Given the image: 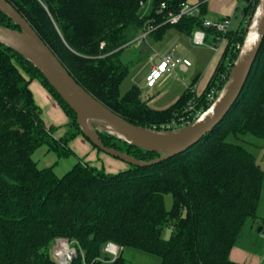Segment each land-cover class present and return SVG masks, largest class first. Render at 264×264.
<instances>
[{
    "label": "trees",
    "instance_id": "1",
    "mask_svg": "<svg viewBox=\"0 0 264 264\" xmlns=\"http://www.w3.org/2000/svg\"><path fill=\"white\" fill-rule=\"evenodd\" d=\"M5 1L107 108L133 125L174 131L195 121L191 106L203 114L224 88L259 0H239L241 23L226 35L204 26L206 7L200 2L199 15L164 25L169 13H179L189 0ZM0 25L19 29L1 10ZM149 26L157 27L150 36L156 41L171 28L187 35L202 29L215 42L228 40L201 95L188 88L164 110L150 107L136 86L121 96L133 63L124 62L122 53ZM34 80L69 120V137L56 138L55 128L45 122L30 88ZM181 119V127L166 128ZM92 126L107 147L146 162L161 157ZM247 134L264 139V41L231 110L193 147L152 166L130 165L117 173L80 159L59 177L55 166L40 168L34 154L47 146L60 158L75 155L69 142L86 137L76 113L30 61L0 43V264H57L48 252L57 239L73 242L77 255L71 264H130L122 253L109 261L103 248L110 242L156 255L161 264H240L230 258L234 247L258 252L264 244V231L255 230L264 171L243 145L228 141ZM93 149L101 151L94 144ZM169 194L173 205L167 210L164 197ZM167 226L169 239L163 238Z\"/></svg>",
    "mask_w": 264,
    "mask_h": 264
},
{
    "label": "water",
    "instance_id": "2",
    "mask_svg": "<svg viewBox=\"0 0 264 264\" xmlns=\"http://www.w3.org/2000/svg\"><path fill=\"white\" fill-rule=\"evenodd\" d=\"M0 10L19 27L8 29L0 25V43L30 61L48 80L57 93L76 113L83 134L100 150L129 165L148 167L196 145L228 114L243 91L251 69L264 41V0H259L249 22L243 45L229 78L209 108L190 125L174 131H157L133 125L92 96L69 73L62 62L45 44L26 19L11 4L0 0ZM91 121L130 146L157 152L161 157L146 162L120 150L104 145ZM263 228L258 229L260 234Z\"/></svg>",
    "mask_w": 264,
    "mask_h": 264
},
{
    "label": "rangeland",
    "instance_id": "3",
    "mask_svg": "<svg viewBox=\"0 0 264 264\" xmlns=\"http://www.w3.org/2000/svg\"><path fill=\"white\" fill-rule=\"evenodd\" d=\"M239 12V11H238ZM239 16L234 19V25L240 24L241 21V15L240 12L238 14ZM176 28H171L166 31L164 37L160 41H156L155 39L149 37V44H151L150 47L154 51L159 52L160 54H163L165 52V49L168 45L167 40L169 41L171 33H174ZM167 43V44H166ZM139 50L140 46L139 44H135L132 46H128L122 53V59L124 62H133L132 65L129 67V73L127 77L124 79V81L121 84L120 87V94L121 96H124L126 93H128L134 86H136L141 91V99L143 101H147L153 108L157 109H164L168 107L170 103L174 99H176V95H182V93L185 90V87L181 80H178L176 78H173L169 82L165 83L163 87L155 88V89H147L146 88V75L148 73L149 68L151 67L149 58L140 57L139 56ZM152 53V50L150 51ZM149 53V54H150ZM195 56H197L195 54ZM191 60L194 62V56L190 55ZM198 60V59H197ZM195 59V64L198 63ZM180 76L183 78V76L180 74ZM192 74H188V82H190ZM187 82V83H188ZM192 82V80H191ZM190 82V83H191ZM37 86H30L32 89V92L34 96L40 97L39 89L44 90V88L40 85V83ZM39 88V89H37ZM169 92V94L167 93ZM175 97V98H174ZM38 101V99H37ZM51 104L49 106L43 107V117L45 119V122L49 125L55 128V137L61 138L64 136L69 137L70 133V127L68 125V119H66L65 116H60L55 114L54 111L51 109ZM52 111V112H51ZM199 111V110H198ZM201 113V111H199ZM92 124H95L97 126H103L102 123L98 121H91ZM229 142L234 144H240L243 145L249 152H251L258 163V165L262 168L264 171V139L257 138L251 134H247L244 136H230L228 138ZM69 146L74 150L75 155L72 154L68 157H62L60 158L55 152L50 151L47 146H43L39 148L35 154H34V160L38 163L40 168H46L55 166V172L59 177H62L65 173H67L76 163L82 159L83 162L90 164L92 166L98 167V168H104L106 172L108 173H117L120 170H117L118 165H122L125 168L127 166H130L128 163L122 161L121 159H118L116 157H113L112 155L108 154L104 151H98L93 149V144L89 142L86 137L82 135H78L75 139L71 140L69 142ZM165 206L167 210H170L173 205V196L172 195H165ZM258 216L259 220L256 224V227L258 224L263 225L261 223V219L264 218V182H263V189L261 193V200L258 208ZM264 227V225H263ZM258 228V227H257ZM172 229L170 226H167L163 231V238L169 239L171 236ZM247 242L244 241L243 245H245ZM53 246L52 244L50 250L48 251L51 257L53 258ZM259 253H264V244L262 245L260 243L259 245ZM122 253L123 257L130 263V264H161V259L152 254H147L142 251H139L134 248L126 247V248H120V254Z\"/></svg>",
    "mask_w": 264,
    "mask_h": 264
},
{
    "label": "crops",
    "instance_id": "4",
    "mask_svg": "<svg viewBox=\"0 0 264 264\" xmlns=\"http://www.w3.org/2000/svg\"><path fill=\"white\" fill-rule=\"evenodd\" d=\"M190 3H202L205 4L206 7V13L204 15V20L207 21H218L221 20L225 17H231V31L236 30L240 24L237 26L234 25V19L237 18L239 15L238 8L240 6L239 0H189ZM241 23V21H240ZM166 36V35H165ZM168 45L165 46L167 47L165 49V54L171 49H176V53L179 57H184L189 59L192 62V66L185 71L182 68L178 69V74L183 76V85L185 87L184 92L191 86H194L196 89L197 95H201L205 89L207 88L209 82L213 78L217 67L221 63L223 56L225 54L227 45H228V40L225 38L218 39L217 42L214 41V37L212 36H207L206 39V44L204 46H196L193 41H192V35H187L182 32H179L178 30H175L174 33H171L169 41L167 40ZM166 43V44H167ZM148 45L151 46V44ZM140 50H139V56L140 57H147L149 58L150 56V48L149 46H146L145 44L139 45ZM195 54L197 56H195ZM190 55L194 56V62L191 60ZM195 59L198 61V63L195 64ZM151 68V67H150ZM150 68L148 70V73L150 71ZM147 73V75H148ZM192 74L190 82H188L187 75ZM146 75V77H147ZM173 78H176L174 74H169L166 76V78L161 81L156 87L151 88H160L165 85V83L169 82ZM188 82V83H187ZM40 83L38 80H34L30 83V86H37ZM41 85V83H40ZM42 86V85H41ZM38 87V86H37ZM43 87V86H42ZM44 88V87H43ZM39 89V88H37ZM148 89V88H147ZM32 90V89H31ZM39 95L40 97H36L35 101L36 103L42 108L45 106H49L51 104V109L52 111L55 112V114L60 115V116H65L62 112V110L59 108V106L56 104V102L53 100L51 95L48 93V91L44 88V90L39 89ZM183 92V93H184ZM169 94V92H167ZM182 93V94H183ZM34 95V94H33ZM182 95H176V99L172 101L168 105L169 108L170 106L174 105L177 100L181 97ZM174 97V98H175ZM149 104V103H148ZM150 107H152L149 104ZM153 108V107H152ZM164 108V109H166ZM156 110H164V109H157L153 108ZM51 111V112H52ZM125 167L122 165L117 166V170H122ZM257 227H260L258 224ZM255 226V230L257 229ZM264 231V227L261 226ZM259 229V228H258ZM263 253L259 252H254L252 249L247 248L246 246H240V247H234L231 251L230 258L232 261L240 264H264L263 261Z\"/></svg>",
    "mask_w": 264,
    "mask_h": 264
},
{
    "label": "built area",
    "instance_id": "5",
    "mask_svg": "<svg viewBox=\"0 0 264 264\" xmlns=\"http://www.w3.org/2000/svg\"><path fill=\"white\" fill-rule=\"evenodd\" d=\"M150 1V0H149ZM143 7L145 5H142ZM166 8L165 4H162L161 11ZM201 12L200 3H182L181 10L179 13L175 14L173 12L169 13L168 18L164 21V25H176L180 22L183 16H197ZM231 17H225L218 21H207L205 20L204 26L208 28H212L223 35H226L231 30ZM157 27L149 26L146 30L139 34L132 42L128 45H148L149 37L153 32H155ZM207 34L202 29H197L194 31L192 35V41L196 46H204L206 44ZM105 43H102L101 47H104ZM149 62L151 65L150 71L146 77V88L151 89L156 87L161 81H163L167 75L174 74L176 79L183 81V78L178 74V69L182 68L187 71L191 66L192 62L184 57H179L176 53V49H171L165 54H160L157 51H154L152 47H150ZM240 48V47H238ZM194 92L195 87L191 86ZM215 92H211L209 95V99H213ZM192 111V116L196 120L201 116L199 111H195L194 107L191 106L189 108ZM183 119L180 120L179 124L176 122H172L166 126L167 129L171 130L172 128L181 127ZM261 240L264 242V234L261 235ZM103 253L105 256H109V261H114L118 255L120 254V247L114 243H107L103 248ZM77 251L74 247L73 242L67 239H57L54 242L53 246V259L57 264H71L73 259L76 257ZM263 261H264V253H263Z\"/></svg>",
    "mask_w": 264,
    "mask_h": 264
}]
</instances>
